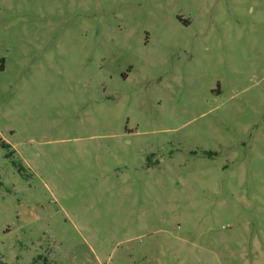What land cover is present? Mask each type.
<instances>
[{
    "label": "rangeland",
    "instance_id": "obj_1",
    "mask_svg": "<svg viewBox=\"0 0 264 264\" xmlns=\"http://www.w3.org/2000/svg\"><path fill=\"white\" fill-rule=\"evenodd\" d=\"M0 258L264 264V0H0Z\"/></svg>",
    "mask_w": 264,
    "mask_h": 264
},
{
    "label": "trees",
    "instance_id": "obj_2",
    "mask_svg": "<svg viewBox=\"0 0 264 264\" xmlns=\"http://www.w3.org/2000/svg\"><path fill=\"white\" fill-rule=\"evenodd\" d=\"M5 148H10L8 144L3 145ZM12 155V153H9L8 156ZM0 264H6L1 258H0Z\"/></svg>",
    "mask_w": 264,
    "mask_h": 264
}]
</instances>
